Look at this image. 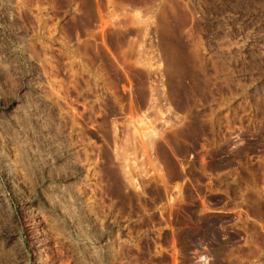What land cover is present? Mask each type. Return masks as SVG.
I'll use <instances>...</instances> for the list:
<instances>
[{
    "label": "rangeland",
    "instance_id": "1",
    "mask_svg": "<svg viewBox=\"0 0 264 264\" xmlns=\"http://www.w3.org/2000/svg\"><path fill=\"white\" fill-rule=\"evenodd\" d=\"M0 264H264V0H0Z\"/></svg>",
    "mask_w": 264,
    "mask_h": 264
},
{
    "label": "bare ground",
    "instance_id": "2",
    "mask_svg": "<svg viewBox=\"0 0 264 264\" xmlns=\"http://www.w3.org/2000/svg\"><path fill=\"white\" fill-rule=\"evenodd\" d=\"M146 5H147V4H146ZM174 5H175V4H174ZM144 6H145V5H144ZM151 7H152V6H151ZM145 8H146V7H145ZM145 8H144V9H145ZM145 11H147V10H145ZM149 11H150V10H149ZM164 15H165V13H164ZM167 15H168V14H167ZM162 16H163V15H162ZM166 20H167L166 16H163V17H162V21H163V22H166ZM167 21H168V20H167ZM166 23H167V22H166ZM163 24H164V23H163ZM167 24H168V23H167ZM153 25H154V24H153ZM145 28H146V27H145ZM155 28H156V27H155ZM151 29H152V28H151ZM162 29H163V28H162ZM160 30H161V29H160ZM152 32H153V31H152ZM158 32H159V31H158ZM168 32H169V31H168ZM147 33H148V31H147ZM160 33H161V32H160ZM161 36H162V35H161ZM159 40H160V39H159ZM170 41H171V40H170ZM172 41H173V40H172ZM172 41H171V42H172ZM160 42H161V41H160ZM166 42H167V41H166ZM151 44H153V43H151ZM156 44H157V43H156ZM161 44H162V43H161ZM169 45H171V44H169ZM151 46H152V45H151ZM175 46H176V45H175ZM177 47H178V46H177ZM153 48H154V47H153ZM170 48H171V47H170ZM174 48H175V47H174ZM174 48L172 47L171 49L173 50ZM148 49H149V48H148ZM162 49H163V48H162ZM146 50H147V49H146ZM172 50H171V51H172ZM152 51H153V50H152ZM161 51H162V50H161ZM145 52H146V51H145ZM175 52H176V50H175ZM175 52H173V53H175ZM152 53H153V52H152ZM177 53H178V51H177ZM179 53H180V52H179ZM179 55H180V54H179ZM182 55H183V54H182ZM185 55H186V54H185ZM174 56H176V55H174ZM177 56H178V54H177ZM193 56H194V55H193ZM156 57H157V56H156ZM180 57H181V55L179 56V58H180ZM186 57H187V56H186ZM177 58H178V57L175 58L176 62H177ZM183 58H184V57H183ZM184 59H185V58H184ZM185 60H187V59H185ZM185 60H184V61H185ZM160 61H161V60H160ZM180 61H183V60L181 59ZM180 61H179V62H180ZM161 62H162V61H161ZM181 63H182V62H181ZM183 64H184V63H183ZM183 64H182V65H183ZM182 67H183V66H182ZM183 75H184V74H183ZM183 75H182V76H183ZM183 80H184V79H183ZM182 82H183V81H182ZM181 84H182V83H181ZM153 87H154V86H153ZM178 87H179V86H178ZM167 88H169V87H167ZM153 90H154V89H153ZM155 90H156V86H155ZM151 91H152V89H151ZM151 93H154V94H152V96L149 98L148 108H149L150 106H153V105H152V104H154L153 102H156V98H155V93H156V92H153V91H152ZM150 95H151V94H150ZM157 96H158V95H156V97H157ZM158 98H159V97H158ZM158 98H157V99H158ZM155 105H156V104H155ZM153 108H154V107H153ZM146 109H147V108H146ZM149 109H150V108H149ZM142 121H143V120H142ZM15 125H16V124H15ZM21 159H22V158H21ZM50 204H51V203H50Z\"/></svg>",
    "mask_w": 264,
    "mask_h": 264
}]
</instances>
